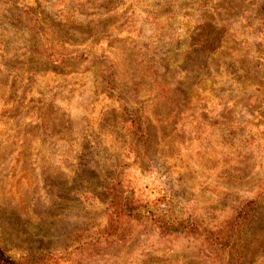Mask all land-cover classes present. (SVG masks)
<instances>
[{
    "label": "rangeland",
    "instance_id": "obj_1",
    "mask_svg": "<svg viewBox=\"0 0 264 264\" xmlns=\"http://www.w3.org/2000/svg\"><path fill=\"white\" fill-rule=\"evenodd\" d=\"M0 264H264V0H0Z\"/></svg>",
    "mask_w": 264,
    "mask_h": 264
}]
</instances>
